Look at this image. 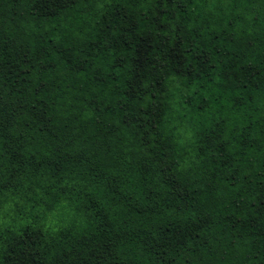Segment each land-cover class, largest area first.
<instances>
[{
  "label": "trees",
  "instance_id": "1",
  "mask_svg": "<svg viewBox=\"0 0 264 264\" xmlns=\"http://www.w3.org/2000/svg\"><path fill=\"white\" fill-rule=\"evenodd\" d=\"M0 264H264V0H0Z\"/></svg>",
  "mask_w": 264,
  "mask_h": 264
}]
</instances>
